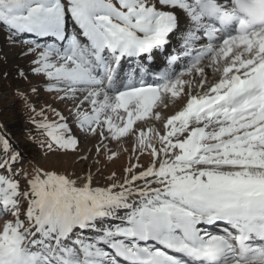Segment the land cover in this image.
I'll return each mask as SVG.
<instances>
[{"label":"snow or ice","instance_id":"6c2138e0","mask_svg":"<svg viewBox=\"0 0 264 264\" xmlns=\"http://www.w3.org/2000/svg\"><path fill=\"white\" fill-rule=\"evenodd\" d=\"M0 31L38 80L0 264H264V0H0Z\"/></svg>","mask_w":264,"mask_h":264},{"label":"rangeland","instance_id":"374dc122","mask_svg":"<svg viewBox=\"0 0 264 264\" xmlns=\"http://www.w3.org/2000/svg\"><path fill=\"white\" fill-rule=\"evenodd\" d=\"M22 45H18L13 48L8 45L6 42L5 34L0 31V69L1 72H8L11 74L8 80L4 81L3 84L0 83V110L3 111V117H0V123H3L7 133L9 134L12 142L19 147L24 148L28 145V136L30 131H26L28 123V114L25 112L23 107V102L16 95V90L20 89L23 91H28L31 86L38 83L36 77L32 76L30 71V58H23L18 55L20 48ZM6 58V60H5ZM20 69L28 75V79H21L18 77L17 73ZM2 77V76H0ZM51 97L42 94V96L37 100V108L43 106L45 101L51 102ZM65 114H67V109H64L62 105H60ZM21 109V116L19 115ZM14 132H18V134H14ZM38 149L34 146H29L27 148V155L31 158ZM127 164V157H125L122 161L117 162L116 165H113L117 172L120 171V165ZM66 167L71 169L72 161L71 158L67 160L65 163ZM81 165H75L76 170H79ZM95 170V169H93ZM109 168L107 171H110Z\"/></svg>","mask_w":264,"mask_h":264},{"label":"trees","instance_id":"16d2710c","mask_svg":"<svg viewBox=\"0 0 264 264\" xmlns=\"http://www.w3.org/2000/svg\"><path fill=\"white\" fill-rule=\"evenodd\" d=\"M4 73H7V74H8V75H7V79H4V78H3V74H4ZM0 76H2V77H0V83L3 84L4 81H6V80L9 79V77L11 76V74L8 73V72H6V71H5V72H3V71L1 72V69H0ZM6 82H7V81H6ZM18 110L20 111V113H19V115L17 114V116H15V117L21 116V114H22V113H21V109L18 108ZM0 111H2V110H0ZM26 131H30V125H29V126L27 125V129H26ZM14 134H15V136H16V134H18V132H14ZM13 144H14V143H13Z\"/></svg>","mask_w":264,"mask_h":264},{"label":"bare ground","instance_id":"6f19581e","mask_svg":"<svg viewBox=\"0 0 264 264\" xmlns=\"http://www.w3.org/2000/svg\"><path fill=\"white\" fill-rule=\"evenodd\" d=\"M166 114H170V113H168L167 110H166Z\"/></svg>","mask_w":264,"mask_h":264}]
</instances>
